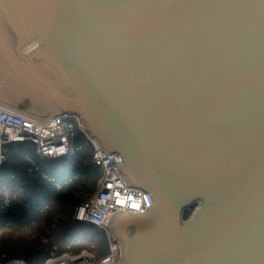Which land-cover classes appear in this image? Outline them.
I'll list each match as a JSON object with an SVG mask.
<instances>
[{
  "label": "water",
  "instance_id": "water-1",
  "mask_svg": "<svg viewBox=\"0 0 264 264\" xmlns=\"http://www.w3.org/2000/svg\"><path fill=\"white\" fill-rule=\"evenodd\" d=\"M0 99L77 115L151 195L114 264H264V0H0Z\"/></svg>",
  "mask_w": 264,
  "mask_h": 264
},
{
  "label": "trees",
  "instance_id": "trees-1",
  "mask_svg": "<svg viewBox=\"0 0 264 264\" xmlns=\"http://www.w3.org/2000/svg\"><path fill=\"white\" fill-rule=\"evenodd\" d=\"M74 146L69 156L47 160L39 157L28 141L4 145L5 156L0 162V261L17 256L27 264H43L50 253L83 248L98 255L108 252L101 229L73 218L75 206L93 192L101 173V167L92 161V144L78 128ZM192 208L184 210V217Z\"/></svg>",
  "mask_w": 264,
  "mask_h": 264
},
{
  "label": "built area",
  "instance_id": "built-area-1",
  "mask_svg": "<svg viewBox=\"0 0 264 264\" xmlns=\"http://www.w3.org/2000/svg\"><path fill=\"white\" fill-rule=\"evenodd\" d=\"M75 128H79L92 144V161L101 167L93 192L74 209L76 221L88 222L101 229L108 241L109 250L98 255L93 250L81 249L78 252L50 253L43 264H64V257L87 256L83 264H114L118 260L119 243L114 240L107 224L117 210L141 212L152 203L151 195L127 180L119 169L122 156L109 152L82 128L80 118L69 112L37 114L20 106L0 99V162L4 159V145L11 142L28 141L35 152L43 159H60L75 150ZM0 264H27L21 257L1 260Z\"/></svg>",
  "mask_w": 264,
  "mask_h": 264
},
{
  "label": "bare ground",
  "instance_id": "bare-ground-1",
  "mask_svg": "<svg viewBox=\"0 0 264 264\" xmlns=\"http://www.w3.org/2000/svg\"><path fill=\"white\" fill-rule=\"evenodd\" d=\"M86 258H87V256H80L79 258L64 257L63 263L64 264H83Z\"/></svg>",
  "mask_w": 264,
  "mask_h": 264
},
{
  "label": "rangeland",
  "instance_id": "rangeland-1",
  "mask_svg": "<svg viewBox=\"0 0 264 264\" xmlns=\"http://www.w3.org/2000/svg\"><path fill=\"white\" fill-rule=\"evenodd\" d=\"M79 129V128H78ZM80 130V129H79ZM81 131V130H80ZM83 223H80V224H78L79 226H81ZM88 250H90V249H88ZM94 251V250H93ZM119 251V253H117V256L119 257L120 256V251H121V248H120V245H119V247H118V250H117V252Z\"/></svg>",
  "mask_w": 264,
  "mask_h": 264
}]
</instances>
